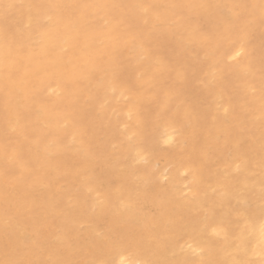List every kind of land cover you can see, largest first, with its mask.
<instances>
[{
  "label": "bare ground",
  "instance_id": "6f19581e",
  "mask_svg": "<svg viewBox=\"0 0 264 264\" xmlns=\"http://www.w3.org/2000/svg\"><path fill=\"white\" fill-rule=\"evenodd\" d=\"M254 193L264 0H0V264H264Z\"/></svg>",
  "mask_w": 264,
  "mask_h": 264
},
{
  "label": "snow or ice",
  "instance_id": "6c2138e0",
  "mask_svg": "<svg viewBox=\"0 0 264 264\" xmlns=\"http://www.w3.org/2000/svg\"><path fill=\"white\" fill-rule=\"evenodd\" d=\"M241 55L240 51H237L235 53V56L232 57L233 60L236 59V57H239ZM176 135H177V130L175 128L172 129L171 133L169 132H165V138L163 139V143L164 144H172L175 139H176ZM239 167V166H238ZM212 234H214L215 236L219 237L221 235L224 234L225 231V226L224 225H218L216 227H213L211 229ZM194 251L196 252H202L203 248H199V249H194ZM18 264H32V262L29 261H20L18 262ZM68 264H70V262H68ZM100 264H104V262H100Z\"/></svg>",
  "mask_w": 264,
  "mask_h": 264
},
{
  "label": "rangeland",
  "instance_id": "374dc122",
  "mask_svg": "<svg viewBox=\"0 0 264 264\" xmlns=\"http://www.w3.org/2000/svg\"><path fill=\"white\" fill-rule=\"evenodd\" d=\"M163 161V160H162ZM164 162V161H163ZM253 167H254V165H252ZM252 167V172L255 174V175H257V176H260V175H263V172L259 169L258 171L257 170H255L254 168ZM171 169V168H170ZM252 197H255V198H252L251 197V199L253 200V203H254V201H255V203L257 202V203H259V205L260 204H262V205H264L263 203H264V194H263V196L261 197L260 195H258V197H257V193H254L253 195H251ZM262 199V200H261ZM241 214V215H240ZM241 217H243V215H242V213H239L238 214V216H237V219L238 220H240V221H242V218ZM241 218V219H240ZM244 218V217H243ZM244 220V219H243ZM241 224H243V226H244V223H241ZM239 226H241L240 225V222H239V224H238Z\"/></svg>",
  "mask_w": 264,
  "mask_h": 264
}]
</instances>
